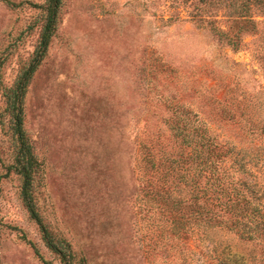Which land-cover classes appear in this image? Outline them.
<instances>
[{
    "label": "rangeland",
    "instance_id": "1",
    "mask_svg": "<svg viewBox=\"0 0 264 264\" xmlns=\"http://www.w3.org/2000/svg\"><path fill=\"white\" fill-rule=\"evenodd\" d=\"M45 2L0 0V86L33 56L36 6ZM62 2L25 97V130L40 162L37 209L74 264H126V243L136 264H150L133 230L126 137L134 140L146 116L155 123L158 112L148 108L162 100L177 97L205 117L224 80L264 91V54L220 45L192 22L189 0ZM3 109L0 91V264H65L24 207L19 177L5 173L13 143ZM215 238L225 262L249 264L250 246L225 232Z\"/></svg>",
    "mask_w": 264,
    "mask_h": 264
},
{
    "label": "trees",
    "instance_id": "2",
    "mask_svg": "<svg viewBox=\"0 0 264 264\" xmlns=\"http://www.w3.org/2000/svg\"><path fill=\"white\" fill-rule=\"evenodd\" d=\"M62 3L46 0L36 6L42 14L34 54L0 91L13 143L5 173L19 177L22 203L50 251L74 264L64 240L37 209L40 162L24 125L25 97L57 30ZM188 3L192 22L220 45L264 54V0ZM237 88L224 80L222 97L206 106L205 117L201 108L177 97L152 104L148 112L157 110L155 123L146 116L134 140L126 137L133 230L140 256L150 264H228L213 251L215 235L222 232L250 246L249 264H264V91ZM126 264H136L127 243Z\"/></svg>",
    "mask_w": 264,
    "mask_h": 264
}]
</instances>
